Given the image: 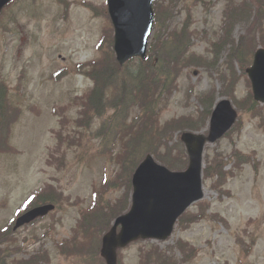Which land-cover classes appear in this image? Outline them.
Listing matches in <instances>:
<instances>
[{"label": "rangeland", "instance_id": "1", "mask_svg": "<svg viewBox=\"0 0 264 264\" xmlns=\"http://www.w3.org/2000/svg\"><path fill=\"white\" fill-rule=\"evenodd\" d=\"M231 3L232 0L155 1L156 18L157 12H170L164 18L176 28L185 23L192 40L190 53L181 63L177 90L161 115V125L178 117H193L198 111L200 115L201 98L208 94L215 101L224 96L235 98L241 123L206 147L204 166L220 154L229 174L223 186L215 185L217 177L204 179L205 197L201 202L209 204L204 217L190 225L177 222L166 241L148 239L130 244L119 252V264H141V250L154 243L179 264H264V107L260 117H253L243 107L251 83L239 68L251 52L264 46V10L259 7L255 13L252 3L247 9L245 3L244 8L231 14V8L237 7ZM238 14L244 16H235ZM225 26L231 28L224 35ZM111 27L107 0H17L2 14L0 74L9 88L12 105L21 111L9 140L19 150L18 155L0 153V264H103L95 252L99 242H95L92 258L86 260L70 248L80 211L93 205L92 186L114 178L119 170L106 151L110 140L100 132L103 122L109 125L112 112L89 126L80 125L76 120L80 117L79 105L72 101L93 84L77 72V64L98 56L102 34L113 30ZM154 35L155 29L151 38ZM219 36L218 55L214 56L217 53L211 43ZM196 56L210 62L201 58L198 65ZM230 69L235 73L233 80ZM207 120L209 117L194 131H206ZM59 131L64 139L57 148ZM182 131L176 130L172 141L180 139ZM103 140L108 144H102ZM134 142H138L137 138ZM180 149L186 154L181 163L185 168L188 155L182 145ZM115 150L118 152L117 147ZM236 151L250 161L234 168ZM147 154L151 153L141 151L137 158L142 161ZM49 185L56 189V209L14 231L13 222L32 202V196ZM120 187L109 190L105 198L123 199L126 189ZM197 207L198 203L193 204L190 211L196 213ZM87 236L89 239L92 234ZM179 240L185 242L181 246L184 250L176 246Z\"/></svg>", "mask_w": 264, "mask_h": 264}, {"label": "trees", "instance_id": "2", "mask_svg": "<svg viewBox=\"0 0 264 264\" xmlns=\"http://www.w3.org/2000/svg\"><path fill=\"white\" fill-rule=\"evenodd\" d=\"M254 4L257 7H264V3L258 0H254ZM247 8H249V4L245 6V9ZM164 13L157 12L155 35L150 42L147 62L132 60L124 66H120L115 58L114 36L113 30H111L109 32L104 31L102 34L98 45L99 57L78 67L80 72L85 73L94 81V86L88 93L78 98V103L81 106V117L77 122L80 125L89 126L95 117H104L109 110H112L113 115L108 119L109 125L104 122L102 132L107 129L104 132L108 133L110 129L113 146L121 145V150L115 158L121 170L114 179H109L100 187L94 188L93 205L80 212V219L76 229H74L72 238L74 244L70 249L74 254H81L85 260L92 258L95 242L100 243L102 235L111 227L115 217L129 208V197L132 189L131 178L140 160L137 158L139 152L148 150L155 155L156 159L170 168L183 169L185 165L181 163L182 159L186 160V154L180 149L181 142L179 140L172 141L175 131L178 129L195 130L202 127L204 119L208 118L212 112L213 99L203 97L204 110L201 111L198 118L181 117L173 119V121L167 122L164 127L160 123V115L167 107L169 99L177 87L181 63L191 46L190 34L186 27L181 31L172 28L171 21L164 18L168 12L165 11ZM168 18H171V15H168ZM228 42L229 40L225 39V43L228 44ZM233 48L236 49L234 46ZM252 55L253 52H251L249 59L241 63L240 67L243 70L250 64ZM236 57L239 59V54ZM198 62L200 64L202 61L199 60ZM230 76L233 80L234 70ZM1 98L0 90V112L3 111L1 105L3 99ZM243 107L254 116L261 115V111L258 110L259 105L253 100L251 93L243 101ZM130 117L131 120H129ZM128 121L130 122L128 123ZM176 122L178 124L174 126ZM135 138L138 142H134ZM234 156L236 157V166H239L240 162L250 160L238 151L235 152ZM213 164H215L214 167L211 168L209 165L205 169V176L209 177L216 174L220 179H224L226 172L222 170V156L218 155ZM119 186H124L126 189V196L123 199L110 201L105 198L106 193L111 188ZM208 208V203H199L198 212L189 211L185 213L180 218L179 223L190 225L201 220ZM104 218L105 220H103ZM89 234L92 236L88 239L87 235ZM80 238H82L81 241ZM184 243L183 240H179L176 246L180 248ZM86 244V248L83 249L82 247ZM181 248L184 250V247ZM88 251L92 253L88 254ZM191 252H193V256L196 254V250ZM139 256L141 264H179L173 258L165 255L163 248L157 244L143 248ZM186 260H188V255Z\"/></svg>", "mask_w": 264, "mask_h": 264}, {"label": "water", "instance_id": "3", "mask_svg": "<svg viewBox=\"0 0 264 264\" xmlns=\"http://www.w3.org/2000/svg\"><path fill=\"white\" fill-rule=\"evenodd\" d=\"M10 0H0V12ZM154 0H108L115 28V52L120 64L132 57L147 58L149 36L154 25ZM255 99L264 102V49L255 54L248 70ZM237 111L229 100L216 106L208 135L186 132L190 164L186 171L173 172L158 164L152 155L137 168L134 177L133 205L119 216L103 238L102 255L108 264H117V249L139 238L167 239L177 219L194 202L204 197L202 184L203 152L206 143L221 138L235 123ZM53 204L32 208L17 220L16 229L53 210ZM121 230L118 233V226ZM217 264V263H213Z\"/></svg>", "mask_w": 264, "mask_h": 264}]
</instances>
